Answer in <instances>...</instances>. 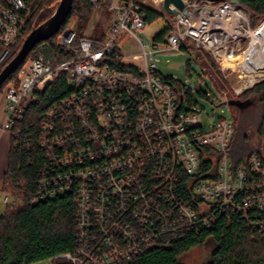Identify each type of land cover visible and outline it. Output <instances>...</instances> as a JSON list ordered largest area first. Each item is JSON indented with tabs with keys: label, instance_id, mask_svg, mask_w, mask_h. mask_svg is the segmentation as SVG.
I'll list each match as a JSON object with an SVG mask.
<instances>
[{
	"label": "built area",
	"instance_id": "2783aa9c",
	"mask_svg": "<svg viewBox=\"0 0 264 264\" xmlns=\"http://www.w3.org/2000/svg\"><path fill=\"white\" fill-rule=\"evenodd\" d=\"M90 1L101 10L103 0ZM152 1L111 0L114 19L103 41L81 36L76 45V31L61 29L57 46L70 57L49 55L41 47L2 91L0 128L18 139L14 125L39 104L38 92L62 74L71 89L43 117L40 147L47 160L32 200L73 197L76 249L49 259L52 264H124L146 248L170 246L210 227L216 211L248 219L251 211L264 210V157L255 154L234 167V123L221 121L205 130L198 113L185 108L184 96L158 76L154 60L157 54L184 51L189 42L210 54L228 80L243 72L232 63L242 61L264 21L252 29L250 10L234 0H183L168 35L144 47L137 33L147 27L146 10L155 11ZM31 16L24 0H0V74L27 37ZM127 39L136 43L137 53L123 52ZM250 79L229 93L238 98L264 81ZM182 179L189 199L179 192ZM3 201L15 206L9 196ZM255 226L264 230L259 222Z\"/></svg>",
	"mask_w": 264,
	"mask_h": 264
},
{
	"label": "trees",
	"instance_id": "16d2710c",
	"mask_svg": "<svg viewBox=\"0 0 264 264\" xmlns=\"http://www.w3.org/2000/svg\"><path fill=\"white\" fill-rule=\"evenodd\" d=\"M61 0H24L32 9L31 28L27 37L38 27L46 23L55 13ZM201 1V0H192ZM225 2L228 0H212ZM240 6L250 10L251 28L255 29L264 20V0H234ZM111 0H103L101 10H108ZM72 12L67 23L62 28L70 26V22L77 20V42L81 33L89 22L94 11L90 0H74ZM147 25L160 19V13L146 10ZM61 30V31H62ZM166 28L155 41H162L168 35ZM60 32L49 41L38 44L29 54V58L36 57L43 47L47 54L68 56L70 53L57 46ZM26 37V38H27ZM25 38V39H26ZM98 40V39H95ZM100 40V39H99ZM100 41H103L101 39ZM25 40L17 47L8 63L18 55ZM100 44L96 42L95 49ZM205 60L211 64L214 73L223 82L222 72L210 54L201 52ZM5 66V67H6ZM189 69L187 72L189 73ZM12 75L2 86L4 87L16 77ZM161 80L173 89H177L181 96L186 97L189 105L192 104L190 88L175 79L158 75ZM224 84V83H223ZM201 96H206L202 88L197 87ZM71 89L67 85V76L62 74L49 85L46 90L38 92L39 104L28 108L21 122H16L13 131L21 132L18 139L12 135L8 149L7 168L3 175V188L0 191L9 196L15 206H8L0 217V264H35L63 254L74 253L76 249V207L72 196L58 198L39 204H32L37 191V182L41 169L46 163L45 151L40 147L41 123L45 114L56 104L70 95ZM259 99L261 117L257 122V135L264 139V81L255 84L240 97ZM245 122V123H244ZM251 123L240 121L234 123L235 134L231 143L230 153L234 167L246 165L255 154L264 155L254 148L250 141ZM249 131V135L246 133ZM18 145V147H17ZM206 178L209 176L206 175ZM179 192L189 199L186 180L182 179ZM215 222L208 228L187 233L170 246L163 244L144 249L131 261L124 264H183V258L192 250L205 246L212 241L215 248L206 264H264V230L256 228V223L264 225V210L251 211L248 219L244 215L231 211H216Z\"/></svg>",
	"mask_w": 264,
	"mask_h": 264
},
{
	"label": "rangeland",
	"instance_id": "374dc122",
	"mask_svg": "<svg viewBox=\"0 0 264 264\" xmlns=\"http://www.w3.org/2000/svg\"><path fill=\"white\" fill-rule=\"evenodd\" d=\"M153 9L162 14L160 19L155 21L152 24H148L147 27L142 30L140 33H137L138 38L141 44L144 47L149 45L152 46L156 38L167 28L170 22L174 19V15L166 14L160 0H153L152 5ZM114 19V14L108 10H94L90 16L89 22L81 33L83 36H90L92 38L101 39L106 33V29L109 27L110 22ZM264 21V20H263ZM70 28H78L77 20L70 22ZM261 22L260 24H262ZM251 24V23H250ZM259 24V25H260ZM185 49L182 52H169L166 54H157L154 57L156 62L157 71L165 77H174L185 86L190 88L192 94V104L189 105L186 97L185 98V108L188 110H194L198 113L202 125L205 127V130H209L212 127L217 126L221 121L228 122H239L247 121L251 123L250 135L249 131L246 133L250 137L251 145L260 150L264 155V139L260 138L257 135V122L261 117V106L259 99L250 97V105L246 109L244 115L239 114L238 109L228 105V100L236 98L232 93H229L228 90L231 87H237L238 85L243 84L248 79V74L241 72V70L235 72L228 80L224 79L222 76L223 82L220 81L218 76L214 73V69L211 67V64L208 63L204 55L196 50L192 44L186 42ZM123 52L125 54H133L138 52L137 45L134 41L127 39L124 43ZM243 62L244 58H241ZM238 61V60H237ZM238 62V63H241ZM244 63V62H243ZM236 68V67H234ZM189 69V73L187 72ZM243 69V68H242ZM242 76L243 78H239ZM224 83V84H223ZM201 87L202 92L206 96H201L198 93L197 87ZM245 93V92H244ZM3 94L0 93V124L4 120L3 118V109L6 102L4 101ZM241 98H247L246 96ZM241 116V117H240ZM245 123V122H244ZM10 138L8 136L3 137L1 135L0 128V151L2 147L6 146L5 143H9ZM4 154V155H3ZM6 156H8V150L6 153L0 154V169L3 166L7 168ZM5 159V160H4ZM6 170V169H5ZM2 176V175H1ZM0 176V178H2ZM2 180V179H0ZM0 217L3 216L7 210V205L4 203L5 195L0 192ZM208 243L201 247L192 250L188 253L182 260L183 264H206L210 260V255L212 254L215 244L212 241H207ZM35 264H52L51 261L45 260Z\"/></svg>",
	"mask_w": 264,
	"mask_h": 264
},
{
	"label": "water",
	"instance_id": "95a60500",
	"mask_svg": "<svg viewBox=\"0 0 264 264\" xmlns=\"http://www.w3.org/2000/svg\"><path fill=\"white\" fill-rule=\"evenodd\" d=\"M237 2V1H234ZM74 0H61L56 8L53 16L43 25L35 29L26 39L22 49L11 63L4 67L0 74V91L4 83L14 75L21 65L28 58L30 52L40 43L49 41L55 37L67 23L72 12ZM174 7V9L171 8ZM185 5L183 0H163V9L166 14L176 15L178 11H182ZM228 105L231 107L241 106L238 101L230 100Z\"/></svg>",
	"mask_w": 264,
	"mask_h": 264
},
{
	"label": "bare ground",
	"instance_id": "6f19581e",
	"mask_svg": "<svg viewBox=\"0 0 264 264\" xmlns=\"http://www.w3.org/2000/svg\"><path fill=\"white\" fill-rule=\"evenodd\" d=\"M243 62L238 63L235 60L233 67L241 65L243 72L251 77L250 83L264 80V24L254 33L251 38L249 51L243 54Z\"/></svg>",
	"mask_w": 264,
	"mask_h": 264
},
{
	"label": "flooded vegetation",
	"instance_id": "af4514ba",
	"mask_svg": "<svg viewBox=\"0 0 264 264\" xmlns=\"http://www.w3.org/2000/svg\"><path fill=\"white\" fill-rule=\"evenodd\" d=\"M233 100L241 103V106L235 108L238 109L239 114L244 115L243 113H245L246 109L250 105V100L248 98H234Z\"/></svg>",
	"mask_w": 264,
	"mask_h": 264
},
{
	"label": "crops",
	"instance_id": "0c3cea01",
	"mask_svg": "<svg viewBox=\"0 0 264 264\" xmlns=\"http://www.w3.org/2000/svg\"><path fill=\"white\" fill-rule=\"evenodd\" d=\"M1 135L3 136V137H5L6 138V136H8V135H6V134H4V133H2V131H1ZM10 140V139H9ZM6 144V146H7V148L5 147V146H3L2 147V150L0 151V154H2V153H6L7 152V150H8V144L7 143H5ZM4 155V154H3ZM6 159H7V156H6ZM5 160V159H4ZM6 169V164H5V167L3 166V168L1 167V169H0V176L2 177V178H0V179H2V180H0V188L2 187V184H3V175H4V173H5V170Z\"/></svg>",
	"mask_w": 264,
	"mask_h": 264
}]
</instances>
